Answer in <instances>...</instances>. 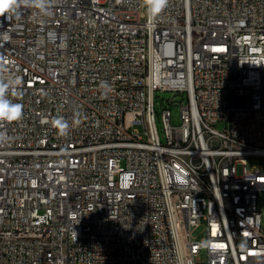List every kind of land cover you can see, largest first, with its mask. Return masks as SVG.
I'll list each match as a JSON object with an SVG mask.
<instances>
[{"label": "built area", "instance_id": "2783aa9c", "mask_svg": "<svg viewBox=\"0 0 264 264\" xmlns=\"http://www.w3.org/2000/svg\"><path fill=\"white\" fill-rule=\"evenodd\" d=\"M51 7L0 15V264H264V0ZM156 90L186 98L161 134Z\"/></svg>", "mask_w": 264, "mask_h": 264}, {"label": "clouds", "instance_id": "9594fccd", "mask_svg": "<svg viewBox=\"0 0 264 264\" xmlns=\"http://www.w3.org/2000/svg\"><path fill=\"white\" fill-rule=\"evenodd\" d=\"M148 19L151 21L158 17L168 7L169 0H144ZM53 0H0V15L7 17H18L26 8H35L38 10L37 15L51 16ZM22 77H5L0 75V122H16L23 118V105L19 102H14L9 98L12 96L22 95L21 86ZM100 88L104 95L111 91V85L107 81L100 83ZM77 119L75 123H79ZM58 133L61 136L69 134L71 129L70 122L64 117H57L53 121ZM8 139L3 133H0V143Z\"/></svg>", "mask_w": 264, "mask_h": 264}, {"label": "rangeland", "instance_id": "374dc122", "mask_svg": "<svg viewBox=\"0 0 264 264\" xmlns=\"http://www.w3.org/2000/svg\"><path fill=\"white\" fill-rule=\"evenodd\" d=\"M174 95L173 91L169 90H156L153 95V100H154V110H155V116H156V121H157V127L159 130V133L161 134V124L157 120L158 114L160 113L161 109L166 105L168 109H170L171 112V122L173 124H176L179 122V109H180V102L178 100L186 102V98H183L181 95L174 97V101L166 103L167 100L171 99ZM140 133L143 132L142 126L141 125H136L135 126ZM224 127V122L223 121H218L215 124V128L218 130H221ZM163 141V139L161 140ZM246 165L247 167H252V166H261L264 168V156H255V157H247L246 159ZM262 204L264 202H260L259 206L260 209L262 210V222H264V207H262ZM202 233V226L198 228L197 230H193V236H200Z\"/></svg>", "mask_w": 264, "mask_h": 264}, {"label": "water", "instance_id": "95a60500", "mask_svg": "<svg viewBox=\"0 0 264 264\" xmlns=\"http://www.w3.org/2000/svg\"><path fill=\"white\" fill-rule=\"evenodd\" d=\"M174 96V95H173Z\"/></svg>", "mask_w": 264, "mask_h": 264}]
</instances>
